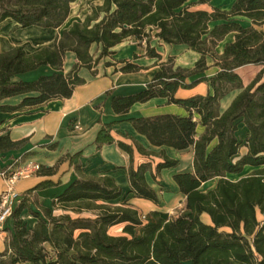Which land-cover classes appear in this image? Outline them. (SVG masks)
I'll use <instances>...</instances> for the list:
<instances>
[{"label": "trees", "instance_id": "1", "mask_svg": "<svg viewBox=\"0 0 264 264\" xmlns=\"http://www.w3.org/2000/svg\"><path fill=\"white\" fill-rule=\"evenodd\" d=\"M76 1L0 0V23L13 20L23 28H60ZM210 1L104 0L84 22L75 21L64 29L53 47L32 54L23 46L0 52V112L34 106L54 97H71L75 87L85 81L79 76L80 68H92L95 62L90 53L94 44L100 46L99 58L111 54L113 47L128 38L140 46L144 43L146 55L152 57L160 58L151 46L154 38L168 44H187L202 55L192 70L173 69L169 59L145 90L113 99L117 113L155 97H167L189 111L187 116L165 114L131 119L135 129L155 146L193 148V172L174 176L186 195L188 212L169 220L154 212L155 222L144 223L126 197L122 205L110 203L122 196L113 177L81 175L55 199V209L62 211L58 215L43 206L34 210L23 199L14 211V229L7 250L0 251V264H264V81L260 82L264 68L247 86L236 72L248 64L264 66V0H236L229 11L197 8ZM101 14L103 17L92 24ZM237 16L250 19L251 24L243 25ZM230 32H235V39L224 45L221 55L217 54V44ZM68 51L76 54L78 62L64 73ZM208 56L219 68L217 73L188 84L190 75L208 68ZM42 65L57 71L31 81L14 79ZM137 69V65L126 62L120 70ZM198 82L209 84L208 94L176 97L179 88H191ZM233 90L239 93L222 111V99ZM15 96L25 98L18 105L1 104ZM240 122L249 131L244 143L236 135ZM200 124L205 131L198 136ZM111 128L110 124L101 129L99 147L115 141ZM20 144L3 137L0 153ZM119 145L132 159V147L122 141ZM243 146L248 151L241 155ZM176 165V160L165 158L158 169ZM247 166L254 168L248 175L237 180L228 177L241 174ZM146 171V165L129 169L131 188L137 197L158 204L159 196L147 182ZM214 179L217 183L213 189L201 190L204 183ZM25 209L37 219L31 229L21 218ZM85 212L93 215L84 216ZM204 215L209 221L203 219ZM119 223H127L123 228L127 235H110L109 228Z\"/></svg>", "mask_w": 264, "mask_h": 264}, {"label": "crops", "instance_id": "2", "mask_svg": "<svg viewBox=\"0 0 264 264\" xmlns=\"http://www.w3.org/2000/svg\"><path fill=\"white\" fill-rule=\"evenodd\" d=\"M235 1L211 0L209 3L198 5L197 8L206 10L219 8L222 11H229ZM92 12L93 10L88 12L84 18L79 16L70 20L71 14L60 28L40 26L23 28L13 20H6L0 23V52L23 46L27 53L32 54L44 47H53L57 38L62 36L64 29L69 28L75 21L84 22ZM102 17L103 14L93 20L92 24ZM235 18L243 25L251 24L250 19L244 16ZM220 22L223 21L213 22L212 25ZM234 39L235 32L227 34L217 44L215 49L217 54L221 55L224 45ZM93 46L99 47L100 51V46L92 45L90 53L95 62L92 68H80L79 76L85 81L75 87L71 97H54L34 106L0 112V139L9 137L13 142H21L18 147L0 153V174L4 171L18 170L27 163L39 164L41 166L39 172L16 184V189L23 199L25 198L37 211L40 206L51 208L53 212L59 211L53 205L55 199L83 175L98 178L113 177L122 189V196L110 203L122 205V199L126 197L130 206L139 212L144 223L155 222L154 212H158L166 220L179 216L174 214L177 208H183L180 214H186L188 212L186 195L180 191L174 176L178 173L193 172V148L179 150L169 146H155L135 129L131 119L165 114L187 116L189 111L179 104L169 102L167 97H155L146 102L135 103L127 112L117 113L113 107V99L131 96L145 90L169 59L172 60L173 69H194L197 61L202 57L201 53L190 49L187 44H168L154 38L151 46L155 48L160 58L152 57L146 55L144 43L140 46L133 38H128L113 47L111 54L95 59L97 55L94 56L92 52ZM135 54H138L137 58ZM103 60L105 62L101 63ZM206 61L208 68L190 75L186 80L188 84L203 77H212L217 73L219 68L215 66L214 59L208 56ZM77 62L76 54L68 51L64 59L63 72H69ZM126 62L137 65L139 69L121 71ZM102 68L103 73L100 71ZM263 68V65L248 64L237 68L236 72L241 76L244 86H247L257 78ZM56 71L49 65H42L32 71L18 74L14 79L31 81ZM262 81L264 77L260 82ZM209 91L208 83L198 82L191 88H179L176 97L184 99L194 95H206ZM238 93L239 90H233L222 99V111L229 107ZM24 98L25 96L10 97L4 99L1 104L18 105ZM195 118L198 120L199 116L195 115ZM110 124L111 135L115 141L99 147L97 137L103 126ZM197 129L198 136L205 131V127L201 124ZM236 135L240 141L246 142L249 131L245 123H239ZM119 141L132 147V159L130 153L119 145ZM247 151L248 148L243 146L240 154L244 155ZM165 158L176 160L177 165L159 170L158 166L165 161ZM142 165L147 166V182L157 192L160 200L158 204L137 197L131 188L129 169L131 167L137 169ZM205 184L201 186V190ZM6 186V180L0 175V195ZM34 188L37 189L33 190ZM30 190L33 191L29 193ZM86 213L89 212L84 214ZM21 218L30 229L37 222L36 217L28 213V209L22 211ZM14 222L15 219L12 217L0 228L1 252L8 248ZM126 224H115L109 228L108 233L114 236L127 235L123 231ZM114 229L116 232H113ZM136 232L139 236V228Z\"/></svg>", "mask_w": 264, "mask_h": 264}, {"label": "built area", "instance_id": "3", "mask_svg": "<svg viewBox=\"0 0 264 264\" xmlns=\"http://www.w3.org/2000/svg\"><path fill=\"white\" fill-rule=\"evenodd\" d=\"M41 166L37 163H27L13 172H1L6 180V189L0 195V228L14 216V211L23 201V196L17 191L16 184L22 179L29 178L39 172Z\"/></svg>", "mask_w": 264, "mask_h": 264}, {"label": "rangeland", "instance_id": "4", "mask_svg": "<svg viewBox=\"0 0 264 264\" xmlns=\"http://www.w3.org/2000/svg\"><path fill=\"white\" fill-rule=\"evenodd\" d=\"M104 0H77L75 3H73L72 5V17L70 18H79V16L81 18H84L85 15L88 14V12H91L93 10L94 7L99 6L100 3H103ZM92 52L94 54V56L97 55V57L95 59H100V51H99V47L93 46ZM105 62V60H103L101 63ZM101 68V67H100ZM101 73H103V68L100 70ZM254 170V168L252 167H246L245 170L239 174V175H229V178L232 180H237L242 176L248 175L249 173H251ZM217 183V179L211 180L209 182H207L203 187L202 190L203 191H207L210 190L212 188H214L216 186ZM183 209V208H182ZM182 209L177 208L176 210H174V214L175 215H181L180 213H182ZM55 214H60L61 211H56L54 212ZM92 215L91 213H86L84 214V216H90ZM259 218L263 219V216L261 215V213L259 212ZM203 219L208 221V217L206 215L203 216ZM113 232H116V229L113 230Z\"/></svg>", "mask_w": 264, "mask_h": 264}]
</instances>
